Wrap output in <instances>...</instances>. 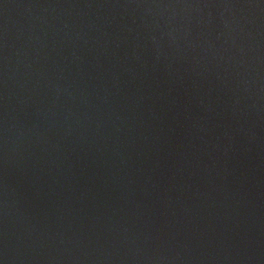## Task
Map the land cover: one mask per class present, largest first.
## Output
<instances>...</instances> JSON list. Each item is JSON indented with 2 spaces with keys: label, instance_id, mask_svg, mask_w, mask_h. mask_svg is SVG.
Returning a JSON list of instances; mask_svg holds the SVG:
<instances>
[{
  "label": "water",
  "instance_id": "obj_1",
  "mask_svg": "<svg viewBox=\"0 0 264 264\" xmlns=\"http://www.w3.org/2000/svg\"><path fill=\"white\" fill-rule=\"evenodd\" d=\"M0 264H264V0H0Z\"/></svg>",
  "mask_w": 264,
  "mask_h": 264
}]
</instances>
